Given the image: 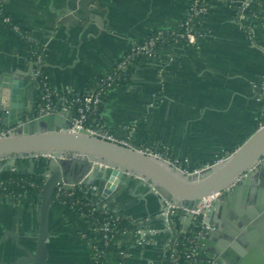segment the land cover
I'll return each instance as SVG.
<instances>
[{
  "label": "crops",
  "instance_id": "0c3cea01",
  "mask_svg": "<svg viewBox=\"0 0 264 264\" xmlns=\"http://www.w3.org/2000/svg\"><path fill=\"white\" fill-rule=\"evenodd\" d=\"M79 1L0 0V10L23 32L20 36L0 24V73L18 70V78L28 82L23 94L25 116L35 110L39 90L34 77L42 67L55 91L83 92L130 43L158 30L176 29L189 5V0H97L96 4L86 0L91 19L82 21L84 28L61 24L65 15L77 20ZM232 1L238 5L247 0ZM234 8L213 3L195 44L165 46L157 56L141 60L123 88L107 93L101 111L106 126L125 137L134 124V145H162L186 170L211 165L240 146L259 126L260 90L254 85L264 76V25L241 24ZM0 128L8 129L1 120ZM7 160H0V167ZM13 160L22 169L29 165L26 158ZM34 170L42 172V163L34 161ZM131 178L126 176L130 186ZM263 182L258 174L237 190L220 216L214 217L212 227L216 230L214 226L222 224L225 236L232 232L233 219L246 213L249 199H256ZM95 185L98 192L89 196L102 207L114 209L122 200H135L124 186L103 197V185ZM145 197L146 201L140 198L120 212L143 222L147 230L142 241L133 233L123 236L130 246L124 264H167L170 234L164 218L158 216L160 199L153 194ZM38 200L32 194L18 202L0 199V264L24 256L20 245L34 251ZM184 219L177 227L184 228ZM258 220L251 233L238 231L230 240L220 235L227 241L228 258L237 264L264 261V215ZM85 227L70 207L54 201L48 213L46 264H91V250L81 237Z\"/></svg>",
  "mask_w": 264,
  "mask_h": 264
},
{
  "label": "water",
  "instance_id": "95a60500",
  "mask_svg": "<svg viewBox=\"0 0 264 264\" xmlns=\"http://www.w3.org/2000/svg\"><path fill=\"white\" fill-rule=\"evenodd\" d=\"M93 1L97 3V0ZM85 2H78L81 12L76 14V21L71 15H65L60 20L61 24L69 22L79 29L84 28L82 21L91 19ZM18 73V70L0 73V120L4 127L10 129L9 134L0 136V159H8L5 167L17 168L19 166L14 158L33 154L50 156L43 159L42 172L34 170V158H28L26 170L44 178L38 200V236L34 251L20 245L25 255L10 264H46L48 213L55 201L56 184L70 189L77 183L92 184L99 180L103 183V197L124 186L135 200L116 203L113 209L116 213L131 207L140 198L145 200L147 194L156 195L160 199L158 216L166 219L167 227L172 228L171 211L174 207L177 213L181 212V208L188 210L184 219L186 230L192 218L190 211L196 209L201 197L220 191L226 193L213 203V210L205 218L209 225H213L214 217L220 216L237 190L244 188L258 174L264 177V124L225 158L198 170L183 172L139 149L91 135L85 129L70 132L67 127L72 124L71 110L36 116L35 110L31 109L25 116L28 111L24 110L23 94L28 82L18 78ZM5 167H0V171ZM127 175L134 177L131 178L132 186L126 181ZM245 212L238 219H233V231H229L228 235L225 236L224 229H220L221 224L220 227L214 226L216 230L212 228L198 238L202 250L208 251L210 264H237L228 258L227 241L222 240L220 235L230 240L238 231L251 233V226L258 227V219L264 215V182L256 199H249ZM253 264H264V261Z\"/></svg>",
  "mask_w": 264,
  "mask_h": 264
},
{
  "label": "built area",
  "instance_id": "2783aa9c",
  "mask_svg": "<svg viewBox=\"0 0 264 264\" xmlns=\"http://www.w3.org/2000/svg\"><path fill=\"white\" fill-rule=\"evenodd\" d=\"M252 1L253 0H247L238 4L234 8L235 15L241 24H247V22L257 23L258 21L262 20V17H260L255 12L252 13L251 16L247 15L246 9L249 8ZM255 1L257 2L258 6L261 5V0ZM215 2H223L229 5L234 3L232 0H189V5L186 13L180 24L178 25V27L181 28L180 31L176 30L178 27L174 30H158L142 41H134L130 43L121 57L115 62L114 66L110 67L100 79L96 80L95 84L92 87L78 93L77 96H73L69 100L67 105H63L66 100L64 96L61 95L62 92H58L52 89L49 85L47 76L41 77V70H38L36 74V83L39 94L36 98L35 104L36 116L51 114L55 112L65 113L71 110L72 117L70 118V120L72 124L67 127L70 132H77L79 130L85 129L91 135L123 146L139 149L145 154L166 161L171 167L180 169L183 172L198 170H186L185 168H183L177 159L171 157L167 148L163 147V149L160 150L147 146L138 147L134 145L131 140L132 133L135 130L134 124L129 126L127 135L125 137H120L118 134L114 133L106 126L103 121L101 111L104 107L105 99L109 90L115 89V86H117L120 81H122V79L130 75L133 71L132 69L141 60L157 56L162 48V46L160 45L168 42H171L173 44L171 46L195 44L200 34L196 29V25L201 26L209 13L211 5ZM0 22L4 25L13 23V21L8 16L0 17ZM261 24L264 25V22ZM11 28L14 29V31L17 32L20 36L23 35L21 28L17 26V24L13 23ZM137 61L138 63H136ZM254 87L260 90L258 118L259 126H261L264 124V76L259 79L258 83L255 84ZM55 100L60 102L61 107H57ZM9 133L10 129L0 130V136L7 135ZM49 156L50 155L45 154H33L20 158L28 159L30 157H33L34 160H40L48 158ZM9 168L12 170L16 169L15 167ZM3 185V181H0V187H3ZM75 189H83L86 196L84 200H81L79 198L71 200L70 208L74 212H76V214L85 223L86 227L85 230L81 233V237L88 243V246L91 250V259H93L94 261L103 259V261L107 263L108 257L110 255H114L117 258L115 264H124L128 256L130 246L128 247V249L121 248L122 241L116 240V235L119 233L120 229L117 228L114 224L115 220H118L124 215L120 213H116L115 215L107 214L106 212L110 209L100 206L98 201L92 199L89 196L90 193L95 194L96 192H98V188L86 183L74 184L70 189H65L62 184H56L53 195L54 200L59 203L67 204V198L73 196ZM41 191L42 188L40 190V194ZM223 193V191H220L201 197L197 203L196 209L190 211L192 213V218L190 219L188 228L192 227L196 231L193 235L194 242H190L188 246L185 244V240L180 238V235L188 228L185 230L180 226L177 227V225L179 224L178 221L180 220V218L185 217V213L188 212V210L185 208H181V212L177 213L174 211V209L176 208L174 207V209L171 211L172 228L166 226L170 234V238L166 243L167 264H182L180 262L182 257L186 261L185 264H202L204 262V258L202 259L200 257L199 246H201V244L198 242V238L208 230H211L213 228L212 225H209L205 221V218L213 210V203L219 197H221ZM0 199H10L16 202L15 196L9 193L1 192ZM96 211H101L105 214V216L101 219H95L93 213ZM166 212L167 210L164 211V214H166ZM175 216H178L177 221H174L173 219ZM129 218H131L130 223L136 225V229L134 231L123 229L121 230L122 236L133 233L142 241L147 232V230L142 225L144 223H140L132 217ZM90 220H94L93 223H91ZM164 221H166L165 218ZM178 243L186 245L185 250L178 251L176 248V245ZM100 244L102 245V247L100 246ZM205 256H207L206 253Z\"/></svg>",
  "mask_w": 264,
  "mask_h": 264
},
{
  "label": "trees",
  "instance_id": "16d2710c",
  "mask_svg": "<svg viewBox=\"0 0 264 264\" xmlns=\"http://www.w3.org/2000/svg\"><path fill=\"white\" fill-rule=\"evenodd\" d=\"M260 2H261V5L258 6L257 2L255 0H253L251 2V4H250L249 8L246 9V13H247L248 16H251V14L255 12L260 17H262V20L257 22L258 26H261V23L264 22V20H263V18H264V0H261ZM232 5H233V7L237 6L236 3H233ZM2 16H6V15L1 10L0 17H2ZM13 23L7 24V25L5 24V26H8V27L11 28ZM0 24L4 25L1 22H0ZM196 29L199 31V33L201 32V27L199 25H196ZM176 30L180 31L181 28L178 27ZM200 34H199V37H200ZM142 40H139V41H142ZM171 45H173V44L171 42H168V43L162 44L160 46L165 47V46H171ZM115 62L113 63L112 66H114ZM136 63H138V61ZM40 74H41V77L47 76L44 67L41 68ZM102 75L97 76L93 80V82L90 84V86L88 88L92 87L95 84L96 80L100 79L102 77ZM129 76L130 75H128L127 77L122 79V81H120V83L117 86H115V88L116 89L117 88H123L126 85V83L128 82ZM77 94H78V92H76V91L62 92L61 95L64 96V98L66 100V102H64L63 105H67L69 100L73 96H77ZM56 105H57V107H61V104L58 101H56ZM150 147H152V146H150ZM152 148H156V149H160V150L163 149L162 145H158V146H155V147H152ZM34 161L41 162L42 163V167H43V164H44L43 159L34 160ZM0 181H3V183H4L3 187H0V193L3 192V193L11 194V195L15 196L16 202H18L23 196L28 195V194H32L37 199H39L40 190L42 188V185H43V182H44V178L42 176L38 175V174L29 173L26 169H22L20 167L14 169V170L10 169L9 167H5L2 171H0ZM85 197L86 196L84 194L83 189H75L73 196L67 198V204H65V205L70 207L71 200H75L76 198L84 200ZM106 213L107 214H111V215H115L116 214V212L113 211L112 209L108 210ZM93 216L95 217V219H97V218L101 219L102 217L105 216V214L102 213L101 211H96V212L93 213ZM173 219H174V221H177L178 220V216H175ZM130 220H131V218L123 216V217L119 218L118 220L114 221L115 226L120 229L119 233L116 235V240H121L122 241L121 248H124V249H128L129 245L123 241V236L121 234V230L126 229V230H129V231H134L136 229V225L130 223ZM93 221L94 220H90L91 223H93ZM195 231L196 230L194 228L189 227L185 232H183L180 235V238L185 240V244L187 246L190 244V242H194L193 235H194ZM186 245H182L181 243H178L176 245V248H177L178 251H182V250H185V248H186L185 246ZM100 246L102 247L101 244H100ZM199 249H200V257L202 259L204 258V262L202 264H210L209 260L207 259V256H205V251L202 250L201 246H199ZM116 261H117V258L114 255H110L108 257V262L107 263L104 262L103 259H99L97 261H94L93 259H91V264H115ZM180 262L182 264L186 263V261L184 260L183 257L180 260Z\"/></svg>",
  "mask_w": 264,
  "mask_h": 264
},
{
  "label": "bare ground",
  "instance_id": "6f19581e",
  "mask_svg": "<svg viewBox=\"0 0 264 264\" xmlns=\"http://www.w3.org/2000/svg\"><path fill=\"white\" fill-rule=\"evenodd\" d=\"M94 183H97V184H102L103 185V183L101 182V181H99V180H96V181H94ZM147 199V198H146ZM148 209V208H147ZM131 210V209H130ZM131 212V211H130ZM129 212V213H130ZM161 218V217H160ZM150 223V222H149Z\"/></svg>",
  "mask_w": 264,
  "mask_h": 264
},
{
  "label": "rangeland",
  "instance_id": "374dc122",
  "mask_svg": "<svg viewBox=\"0 0 264 264\" xmlns=\"http://www.w3.org/2000/svg\"><path fill=\"white\" fill-rule=\"evenodd\" d=\"M259 123V122H258ZM91 186H96L95 183L90 184ZM98 188V186H96Z\"/></svg>",
  "mask_w": 264,
  "mask_h": 264
}]
</instances>
